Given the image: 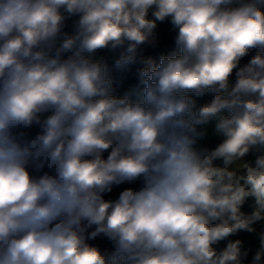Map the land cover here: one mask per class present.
<instances>
[{"label":"clouds","instance_id":"1","mask_svg":"<svg viewBox=\"0 0 264 264\" xmlns=\"http://www.w3.org/2000/svg\"><path fill=\"white\" fill-rule=\"evenodd\" d=\"M0 264H264V0H0Z\"/></svg>","mask_w":264,"mask_h":264},{"label":"crops","instance_id":"2","mask_svg":"<svg viewBox=\"0 0 264 264\" xmlns=\"http://www.w3.org/2000/svg\"><path fill=\"white\" fill-rule=\"evenodd\" d=\"M173 47H174V44H162L161 46L153 49L151 55L159 56L160 54H167L172 50ZM166 49H167V51H165ZM105 53L106 52H100L97 55L100 57L106 58L109 61V63H111V60L107 57V55ZM114 75H116V79H117L116 93L118 95H123L126 91H128L129 89L134 87L135 84L137 83L136 77H135V80H133V75H121V77L124 80L125 85L123 86L122 91H119V86H118L119 75H117L115 73H114ZM210 98H211L210 96H207L201 102H204V100H208ZM209 131L211 132V129H209ZM216 142H217V138L212 137L211 135H210L209 139L206 141V143H208L209 145H214ZM121 187H123V186H121ZM114 190L116 193H113V195L115 196L116 194H118L119 188H116Z\"/></svg>","mask_w":264,"mask_h":264},{"label":"trees","instance_id":"3","mask_svg":"<svg viewBox=\"0 0 264 264\" xmlns=\"http://www.w3.org/2000/svg\"><path fill=\"white\" fill-rule=\"evenodd\" d=\"M162 44H174V33L171 32L170 30L165 31V32L160 31L159 36H158V46L157 47L161 46ZM248 59L249 57H245L242 63H246ZM95 243L99 245L101 249H110L111 247L110 244L103 239H98L97 241H95Z\"/></svg>","mask_w":264,"mask_h":264},{"label":"rangeland","instance_id":"4","mask_svg":"<svg viewBox=\"0 0 264 264\" xmlns=\"http://www.w3.org/2000/svg\"><path fill=\"white\" fill-rule=\"evenodd\" d=\"M169 28V29H168ZM170 30V25L168 23H164L162 25L159 26V32H165V31H169ZM152 48H149L147 50V54L151 55L152 53ZM167 51V49L165 50ZM107 55V57L111 60V54L109 53H105ZM133 80H135V75H133ZM135 84V83H134ZM125 85L123 78L121 77V75H119L118 77V86H119V91H122L123 86ZM120 191V188H119ZM113 193H116L115 190L113 191ZM113 193H111L110 195L114 196Z\"/></svg>","mask_w":264,"mask_h":264}]
</instances>
